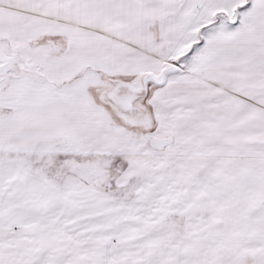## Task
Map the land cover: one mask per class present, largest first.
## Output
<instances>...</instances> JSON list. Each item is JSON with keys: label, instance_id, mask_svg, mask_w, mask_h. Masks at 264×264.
<instances>
[{"label": "snow or ice", "instance_id": "obj_1", "mask_svg": "<svg viewBox=\"0 0 264 264\" xmlns=\"http://www.w3.org/2000/svg\"><path fill=\"white\" fill-rule=\"evenodd\" d=\"M0 264H264V0H0Z\"/></svg>", "mask_w": 264, "mask_h": 264}]
</instances>
